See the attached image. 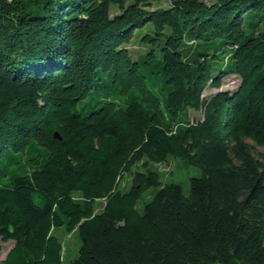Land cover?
Returning a JSON list of instances; mask_svg holds the SVG:
<instances>
[{"label": "trees", "instance_id": "16d2710c", "mask_svg": "<svg viewBox=\"0 0 264 264\" xmlns=\"http://www.w3.org/2000/svg\"><path fill=\"white\" fill-rule=\"evenodd\" d=\"M161 1L0 0V264H264V0Z\"/></svg>", "mask_w": 264, "mask_h": 264}, {"label": "rangeland", "instance_id": "374dc122", "mask_svg": "<svg viewBox=\"0 0 264 264\" xmlns=\"http://www.w3.org/2000/svg\"><path fill=\"white\" fill-rule=\"evenodd\" d=\"M131 1V0H128ZM206 3H212L213 0H203ZM169 4V0H163L160 3H154L155 6H165ZM129 48L131 50V53L133 57H136L137 53L139 51H143L144 47L136 40L134 43L129 45ZM239 83V77L234 74H227L222 79V84L220 88H214V87H208L204 91L205 96H209L212 93H215L219 90H234ZM200 113L197 111H190V119L196 120L199 119ZM247 142L254 146L255 152H260L262 149L259 146L254 145V143L250 140H247ZM157 168L159 169L161 180L163 182H176L179 183L186 194L189 192V180L192 176H200L201 170L198 167L194 166H185L180 160L178 159H170L166 163H162L157 165ZM131 179L130 174H125L122 180V185H126L129 180ZM153 189L146 191L139 202L138 207L143 204V202L149 200L151 197V192ZM96 207L100 208L103 204V200H98L96 203ZM57 235L62 241L63 248H64V261L63 264L69 263L73 258H75L78 254V248L80 245V240L77 235L76 231L67 232L63 228H58ZM14 242L12 240L3 242L0 240L1 250H0V261L4 259L7 251L13 246Z\"/></svg>", "mask_w": 264, "mask_h": 264}, {"label": "bare ground", "instance_id": "6f19581e", "mask_svg": "<svg viewBox=\"0 0 264 264\" xmlns=\"http://www.w3.org/2000/svg\"><path fill=\"white\" fill-rule=\"evenodd\" d=\"M209 264H219V263H209Z\"/></svg>", "mask_w": 264, "mask_h": 264}]
</instances>
